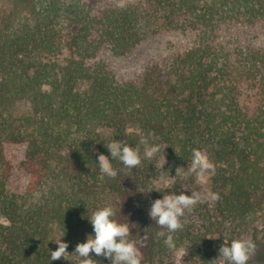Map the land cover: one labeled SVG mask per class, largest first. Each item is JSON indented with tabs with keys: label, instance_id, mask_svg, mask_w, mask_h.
<instances>
[{
	"label": "trees",
	"instance_id": "1",
	"mask_svg": "<svg viewBox=\"0 0 264 264\" xmlns=\"http://www.w3.org/2000/svg\"><path fill=\"white\" fill-rule=\"evenodd\" d=\"M124 5L98 16L84 0H9L0 17V264H76L75 256L52 261V240L63 236L73 253L94 235L90 214L107 203L134 239L146 232L142 264H175L182 250L190 263L208 264L224 240L248 239L264 217V46L227 34L264 25V0ZM161 31L195 36L164 80L120 83L92 63L104 47L122 57ZM150 133V144L161 145L151 160L140 143ZM113 139L139 148L142 163L129 170L114 160L117 177L101 179L98 155L112 160L105 143ZM6 145L26 147V184ZM194 148L214 163L209 181L220 199L186 213L172 252L148 213L164 192L201 191L194 176L171 177L187 169ZM253 242L264 264V242Z\"/></svg>",
	"mask_w": 264,
	"mask_h": 264
},
{
	"label": "clouds",
	"instance_id": "2",
	"mask_svg": "<svg viewBox=\"0 0 264 264\" xmlns=\"http://www.w3.org/2000/svg\"><path fill=\"white\" fill-rule=\"evenodd\" d=\"M118 6L124 7V0H119ZM150 139H155L151 133L140 141L144 145L143 156L149 160L161 151V145L150 144ZM105 147L110 152L112 160L107 155H98L101 179L117 177L118 170L113 166L114 160L119 161L129 170L137 168L142 163L140 149L134 148L124 141L113 139L111 142L105 143ZM214 170V163L206 152L194 148L187 169L177 167L176 175L171 176L169 172L163 171L162 167L159 171V178L166 180V176L170 175L173 179L183 180L187 176H194L197 182L202 184L206 181L208 174ZM156 191L160 192L159 190ZM190 193L189 195L184 191L179 194L164 192L163 198L151 202L148 214L155 225L161 229L156 235L159 238H164L166 247L172 252H175L177 247L173 234L184 228L183 218L186 213H191L197 204L220 199L218 193L210 191L193 190ZM116 216V209L111 203L96 208L88 218L93 227L94 235L89 234L86 242L78 243L71 254L67 251L68 243L62 240L63 236L52 240L58 245V248L55 251H50L51 260L61 258L69 260V256H75L77 258L76 264H100L99 261L90 256V253H95L97 256H103L110 260L111 264H142L141 247L146 246L145 241L148 239L146 232L143 237L134 239L132 228L129 226L130 223H122ZM255 251L256 244L250 239L224 240V244L219 248L218 258L209 261L208 264H248Z\"/></svg>",
	"mask_w": 264,
	"mask_h": 264
},
{
	"label": "rangeland",
	"instance_id": "3",
	"mask_svg": "<svg viewBox=\"0 0 264 264\" xmlns=\"http://www.w3.org/2000/svg\"><path fill=\"white\" fill-rule=\"evenodd\" d=\"M93 8V12L100 16L108 8L119 4V0H84ZM138 0H124L125 3L137 2ZM9 0H0V17L7 11ZM228 36L237 39V44L251 42L257 46H264V25L258 24L250 28L233 26ZM225 39L224 36H222ZM193 34H183L176 31H161L157 35L147 39L144 43L134 49L131 53L117 57L106 47L102 48L92 63L103 65L120 83L141 84L147 79H165V67L182 55L194 45ZM26 147L21 145H6L5 153L13 166L14 175L25 184L28 177L20 170L24 159ZM201 184V183H200ZM201 191L212 192L209 174L205 182L201 184ZM210 207L215 208L216 201H210ZM263 215V214H261ZM254 230L249 235L250 240L264 242V217H258L253 225ZM253 235V237H252ZM258 257L253 254L248 264H256ZM175 264H192L189 262L186 251H179L174 256Z\"/></svg>",
	"mask_w": 264,
	"mask_h": 264
}]
</instances>
